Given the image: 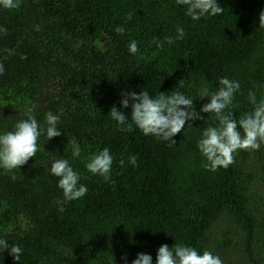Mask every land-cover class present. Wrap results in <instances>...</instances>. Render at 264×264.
<instances>
[{"label":"trees","instance_id":"1","mask_svg":"<svg viewBox=\"0 0 264 264\" xmlns=\"http://www.w3.org/2000/svg\"><path fill=\"white\" fill-rule=\"evenodd\" d=\"M218 3L222 15L198 21L175 0H21L18 8L0 7L7 29L0 36V130H11L31 107L41 125L49 111L59 114L62 133L41 136L36 157L20 169H0V238L23 248L21 262L0 251V264H124L125 255L131 264L138 253L155 261L162 244L208 250L223 264H264V144L238 150L233 164L213 172L197 148L201 130L213 123L209 114L186 123L175 143L145 136L134 124L121 131L108 114L113 105L121 109L122 92L144 89L155 95L178 88L199 111L208 100L196 98L198 88L218 87L220 77L241 85L230 109L236 120L252 110L249 91L264 98V0ZM177 26L185 29L182 40L153 44L175 37ZM133 40L143 58L129 53ZM72 140L82 149L77 158ZM104 147L113 156L108 178L85 167ZM60 158L88 188L63 211V192L50 174Z\"/></svg>","mask_w":264,"mask_h":264},{"label":"clouds","instance_id":"2","mask_svg":"<svg viewBox=\"0 0 264 264\" xmlns=\"http://www.w3.org/2000/svg\"><path fill=\"white\" fill-rule=\"evenodd\" d=\"M20 3L21 0H0V7L14 9L18 8ZM175 3L183 7L185 15L193 21L223 14V7L219 5L218 0H175ZM127 19H132L131 13ZM259 22L264 27V12H261ZM114 30L118 34H124L126 31L123 26H117ZM6 33L7 29L0 27V36ZM185 35V29L177 26L175 37H165L164 41L154 38L153 44L162 48L165 42L171 45L182 40ZM128 50L130 54L143 58L137 41H130ZM8 54L12 55V50H9ZM21 59L26 57L21 56ZM4 72V64L0 63V76H3ZM217 81L218 87L217 84L212 86L203 83L198 88L196 98L208 100L201 105L199 111L194 107L195 98L178 88L170 92L159 91L155 95L144 89L140 92H122L121 109L118 110L113 105L108 114L121 131L132 128L134 124L145 136L152 135L160 141L175 143L174 137L185 129L186 123L195 119H204L201 113H207L209 114L207 120L209 121L211 116L213 123H208L201 130L197 148L206 159L205 167L208 170L215 172L221 167L227 169L234 163V154L238 150H259L264 144V98L258 100L256 94L249 91L248 100L253 106L252 110L236 120L230 109L234 106L235 95L240 91L241 85L239 81L228 77H220ZM129 106L131 112L125 114L123 109ZM33 112L34 109L28 107L23 113L26 118L16 121L11 130H0V169L6 172L20 169L30 158L36 157L39 150L38 140L41 136L47 141L61 136V128L58 127L61 120L59 114L49 111L45 115V123L41 125ZM81 151L79 143L72 140L71 156L77 158ZM128 162L132 166H138L135 155H130ZM119 163L121 167L125 166L123 159ZM112 165L113 156L109 148L104 147L89 157L85 167L93 176L108 178ZM50 174L58 178L57 187L63 192V201H57L60 211L64 210V203L83 198L87 194V186L80 183L81 174L73 168L68 159H53ZM12 179L15 180L16 176L13 175ZM4 250L9 251L14 261L21 262L23 248L20 245L14 244L10 247L6 239L0 238V251ZM122 260L124 264H128L126 255ZM131 264H223V262L218 255L208 250L201 253L190 245L175 244L169 247L167 244H162L157 250L155 261L150 254L138 253Z\"/></svg>","mask_w":264,"mask_h":264}]
</instances>
